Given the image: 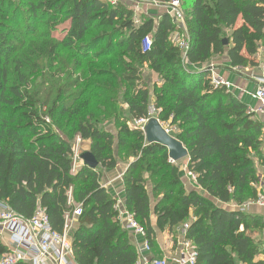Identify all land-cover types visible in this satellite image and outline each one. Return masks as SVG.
I'll return each mask as SVG.
<instances>
[{
	"label": "trees",
	"instance_id": "16d2710c",
	"mask_svg": "<svg viewBox=\"0 0 264 264\" xmlns=\"http://www.w3.org/2000/svg\"><path fill=\"white\" fill-rule=\"evenodd\" d=\"M183 1L190 40L184 63L180 49L170 40L179 28L168 14L158 24L144 19L136 26L132 9L102 0H0V202L26 219L43 209L59 233L66 215L81 206L82 215L71 235L75 264H137L139 253L118 220L117 200L101 186L99 173L87 166L72 172V136L66 139L50 122L79 112L71 113L67 102L57 107L62 95L79 85L78 80L71 82L72 74L68 75L53 101L43 93L45 84L31 80L35 60L54 59L59 49L50 35L36 34L40 22L53 30L63 28L66 37L60 44L72 52L120 59L125 48L162 79V87L153 89L158 120L178 127L176 138L188 151L187 172L207 197L186 189L167 149L148 144L141 129L123 125L120 147L126 146L125 138H132L133 151L143 162L160 155L173 176L171 188L178 189L162 195L155 190L158 200L152 208L146 182L137 173L139 162L124 176L125 209L143 229L150 249L155 247L154 214L161 232L174 233L191 221L185 239L197 249L196 264H264L257 260L260 251L253 239V230L264 229V219L215 203L243 207L257 199L256 161L264 165V125L224 87L213 85L207 70H195L226 50L232 67L258 65L256 55L264 48V0ZM25 14L35 23L25 30L32 39L16 49L6 33L14 27L23 34L20 21ZM151 36V50L144 52L142 42ZM118 66L130 90V119L148 118L150 92L139 83V71L123 63ZM71 95L73 102L83 98L80 92ZM77 135L90 142L99 166L117 167L111 154L113 135L91 121L79 123ZM8 252L0 240V259Z\"/></svg>",
	"mask_w": 264,
	"mask_h": 264
},
{
	"label": "rangeland",
	"instance_id": "374dc122",
	"mask_svg": "<svg viewBox=\"0 0 264 264\" xmlns=\"http://www.w3.org/2000/svg\"><path fill=\"white\" fill-rule=\"evenodd\" d=\"M18 1L23 3L25 0ZM17 5L22 6L24 10L26 9L24 4L18 3ZM31 20L32 19L28 18L27 14L21 18L20 22L21 29L24 31L23 34L16 32L14 27H8V33L5 32L6 35H10L12 41H15L14 44L16 49H20L23 41H29L32 39V36L29 35V37L27 36L28 34L25 33L26 27L34 28L35 23H32ZM36 28L37 35H46L45 37L50 35L52 40L59 43V49L57 51L58 54L54 59L39 58L35 60V64L31 67L29 73L31 80L37 84H45L43 87V93L45 94V97L50 95L51 101H53L55 98L56 100L58 99V97H56L57 89H59L61 85H64L68 75L72 74L70 81L72 82L77 79L79 84L77 87L73 88L72 91L76 93L80 92L83 95V98L76 102H73L71 90L69 94L62 95L60 102H57V107H60L61 104L67 102L72 109L71 113L78 109L80 110L77 114L74 113L71 115L58 116L57 118L51 119L50 122L53 124L54 130L63 135L66 139H70L72 136L71 143L73 144V147L76 148L79 138L78 135L74 136L76 126L83 121H91L95 123L100 131H104L114 136L115 140L111 154L114 156L117 164H122L124 167L128 166L130 168L133 163L139 162L140 167L137 170V173L144 178L147 188L152 189L153 196L155 190L157 191V195L168 193L171 189L177 192V188H171L170 186V183L173 181V176L170 169L162 162L160 155L143 162V160H141L133 151L132 145L134 140L132 138H125L126 146L120 147L119 145L120 129L123 125L126 124L130 128H139L141 130L142 128L137 125L138 120L134 121L130 119L129 108L127 105L128 100L130 99V90L124 81L118 64L123 63L139 71V77L141 78L139 83L142 85V88H147L150 92L149 103L151 106L149 105V116L151 115L153 118L157 119L158 111L152 106L153 103H151V101L153 99V89L155 86L162 87V79L150 69L148 63L135 59L125 50V48H122L121 50L120 59L104 56L98 59L91 57L92 53L86 56V54L83 55V53L72 52L70 49L63 47L60 44L65 41L66 37L63 28L53 30L50 29V26L46 25L45 22L38 23ZM171 37H174L171 42H173L175 46L181 41L180 35H170V38ZM81 104H83V107H79ZM250 112L252 114L254 113L251 110ZM259 112L260 111L258 110L257 113ZM161 124L170 132V135L175 138L180 133L178 127L171 126L169 122H161ZM81 141L82 142L78 147L79 156L85 151H88L91 145L89 141ZM169 161L174 167H177L178 171L181 173V182L183 185L188 189L193 188L192 183L194 178L187 172L186 160L176 163H172L171 160ZM78 163L83 165L81 159ZM97 170L106 171L110 169H105L99 166ZM98 173L101 178L102 172ZM186 173L187 176H185ZM261 193H264V191ZM154 198V201L158 199H156V197ZM75 221L72 222L74 227ZM174 236V240H176V236L178 235L175 233ZM0 240L3 243H6L8 241V236H0ZM71 258L73 259V252Z\"/></svg>",
	"mask_w": 264,
	"mask_h": 264
},
{
	"label": "crops",
	"instance_id": "0c3cea01",
	"mask_svg": "<svg viewBox=\"0 0 264 264\" xmlns=\"http://www.w3.org/2000/svg\"><path fill=\"white\" fill-rule=\"evenodd\" d=\"M172 1L173 0H120L119 4L132 9V11L134 12V17L136 19V26H140L144 19H152L154 20L155 24H158L164 15H170L169 9L170 3ZM182 3L184 4L183 0ZM170 17L172 18L171 15ZM241 23V20H239L237 26H240ZM178 28L180 30L179 33L175 32L171 35H180L181 40H185L188 43L189 48L190 40L185 22H180ZM226 34L227 36H229L230 31H226ZM173 38L174 37H171L170 40L172 41ZM181 55L184 63L186 55L183 51H181ZM256 60L258 65L254 67H232L226 50L224 54L215 55L206 64L195 67V70H207L208 73H210L211 79L222 80L224 82V85L222 86L224 87V91L244 103L248 107V109L254 112L253 118L264 125V114L260 113L261 111L259 108V104L253 98V96H251V94H253L256 89V80L264 77L263 47H260L258 54L256 55ZM151 103H153L152 106L154 107V94ZM258 110L260 111V114L257 113ZM88 151L91 150L89 149ZM184 160H186L187 163L188 158ZM256 168L260 179V183L256 186V188L258 192L261 193L262 191H264V165H260V162L256 161ZM97 169V172H102V177L100 178V180L102 179L100 182L101 186L105 188L113 198H115L117 201H120V208L122 210H125L124 176L127 173L129 167H124V165L118 164L116 168L106 171H101ZM185 176H187V173ZM186 178L190 179L188 177ZM192 184L193 188L191 189H188L185 185L184 186L188 191H197L201 195L207 197L206 193L196 186L195 179H193ZM147 190L151 199L152 208H154L158 199L154 201L155 198L153 196L152 189L147 188ZM215 203L219 207L228 211H242L245 214L249 215L252 219H264V208L256 205L254 202H250L244 205L243 207H238L236 205L221 204L217 201ZM151 219L155 230V247H152L150 252H142L146 244V239L143 236L136 235L134 232L128 231L130 241L138 250L140 261L150 262L152 259H163L167 260L169 264H185L186 256L182 245L185 239V228L189 226L191 221L189 220L188 222L180 225L174 233H169L168 231L161 232L157 228V220L154 214H152ZM119 221L122 224V221ZM74 224L76 227L77 220L74 222ZM75 227L72 225L71 235ZM175 233L178 235L176 236V240H174ZM253 239L258 245L260 251L259 255L257 256V260H264V229L253 230ZM72 264H75L73 259Z\"/></svg>",
	"mask_w": 264,
	"mask_h": 264
},
{
	"label": "built area",
	"instance_id": "2783aa9c",
	"mask_svg": "<svg viewBox=\"0 0 264 264\" xmlns=\"http://www.w3.org/2000/svg\"><path fill=\"white\" fill-rule=\"evenodd\" d=\"M102 1L109 3L111 6H117L120 2V0ZM182 8L183 3L181 0H173L170 3V15L178 25L180 22H184ZM151 47L152 38L147 37L142 42L143 51L147 52L151 50ZM176 47L183 51L185 55L189 49L188 43L185 40L178 42ZM212 83L216 87L224 85L222 80L217 79H212ZM252 96L259 104L261 113L264 114V77L256 80V89ZM152 117L150 115L146 119L142 118L138 120L137 125L141 126L143 130ZM81 142V139L78 138L77 146L73 148V173H76L81 168L80 163H78L80 160L78 147ZM189 175L194 178L192 174L189 173ZM253 202L264 208V193H259L257 199ZM120 206V201H117L118 220L122 221L124 228L145 238L143 229L135 221L133 215L126 209L122 210ZM81 215L82 207L77 206L72 214L66 215L63 232L59 233L53 230L50 220L43 209L39 208L31 219H26L15 214L5 203L0 202V236H8V241L5 245L9 249V252L0 259V264H72V222L77 220ZM187 228L188 226L185 228V231ZM182 248L186 256L185 264H196L198 253L194 245L184 239ZM150 251L151 249L146 241L142 252ZM137 264H169V262L163 259H152L150 262H142L139 259Z\"/></svg>",
	"mask_w": 264,
	"mask_h": 264
},
{
	"label": "water",
	"instance_id": "95a60500",
	"mask_svg": "<svg viewBox=\"0 0 264 264\" xmlns=\"http://www.w3.org/2000/svg\"><path fill=\"white\" fill-rule=\"evenodd\" d=\"M225 44H227V41H225ZM143 132L148 144H156L168 150L169 159L173 163L188 158V151L183 144L177 138L171 136L157 118H150ZM80 159L83 161V165L91 170H96L99 166V162L91 151L84 152Z\"/></svg>",
	"mask_w": 264,
	"mask_h": 264
}]
</instances>
